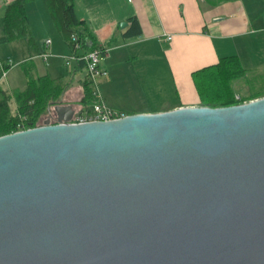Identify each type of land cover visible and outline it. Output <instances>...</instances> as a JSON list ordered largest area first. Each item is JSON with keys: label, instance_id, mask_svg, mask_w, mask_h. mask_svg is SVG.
I'll return each mask as SVG.
<instances>
[{"label": "water", "instance_id": "obj_1", "mask_svg": "<svg viewBox=\"0 0 264 264\" xmlns=\"http://www.w3.org/2000/svg\"><path fill=\"white\" fill-rule=\"evenodd\" d=\"M48 113L0 136V264H264V97Z\"/></svg>", "mask_w": 264, "mask_h": 264}, {"label": "crops", "instance_id": "obj_2", "mask_svg": "<svg viewBox=\"0 0 264 264\" xmlns=\"http://www.w3.org/2000/svg\"><path fill=\"white\" fill-rule=\"evenodd\" d=\"M13 1L0 0V36L5 8ZM74 5L81 28L108 48L101 61L108 71L100 83L103 99L125 114L201 106L194 73L222 57L237 56L245 69L264 75V0H75ZM25 10L32 41L0 44V85L10 93L24 90L22 63L29 61L38 76L47 75L64 88L63 104L79 107L87 81L85 64L66 63L72 48L56 30L47 0H30ZM122 22L127 26L121 28ZM131 28L137 33L130 34ZM166 35L172 39L167 41ZM16 48L25 80L21 88L6 80L11 66L2 75L1 64H7V55ZM45 51L52 53L46 60L41 57ZM65 66L68 75L59 72Z\"/></svg>", "mask_w": 264, "mask_h": 264}, {"label": "trees", "instance_id": "obj_3", "mask_svg": "<svg viewBox=\"0 0 264 264\" xmlns=\"http://www.w3.org/2000/svg\"><path fill=\"white\" fill-rule=\"evenodd\" d=\"M30 0H15L5 8L4 34L0 36V44H5L27 38L32 41L25 4ZM75 0H47V6L56 30L71 46V35L77 33L81 37H93L81 28L83 22L75 11ZM133 27H138L136 19H131ZM130 34L137 33L131 28ZM82 62V61H81ZM84 63V62H82ZM6 68L8 66L6 65ZM22 69L27 78L24 90L10 93L0 85V136L18 130V124L23 121L26 128L43 125L50 118L48 108L53 105L63 104L64 88L49 76H38L33 64L29 61L22 63ZM260 79L264 85V75L245 69L237 56L222 57L219 62L194 73V81L201 98V106L219 108L228 107L264 97V86L254 90L248 95H240L236 99L237 87L241 81L250 78ZM92 101V89L89 81L84 83V96L80 105L86 106ZM15 104V111L12 105ZM125 114L123 111H121Z\"/></svg>", "mask_w": 264, "mask_h": 264}, {"label": "built area", "instance_id": "obj_4", "mask_svg": "<svg viewBox=\"0 0 264 264\" xmlns=\"http://www.w3.org/2000/svg\"><path fill=\"white\" fill-rule=\"evenodd\" d=\"M165 39L170 41L172 35H166ZM72 53L71 55L64 57L68 64L70 60L75 59L79 62H84L87 69V80L90 83L92 89V101L86 106L79 105L74 108L75 113L73 115L72 123H83L89 121H107L123 117L120 110L110 107L103 99L100 90L101 80L108 75V71L101 67L102 59L107 55L108 48L92 42L89 37H81L77 33L71 35ZM50 45V40L46 41V46ZM52 53L45 51L41 57L45 60L51 57ZM7 66H13L12 60L7 61ZM6 65H2V75L7 73ZM236 99L240 100V96L236 95ZM245 103V102H244ZM25 117L21 118V122L18 124V131L28 129L25 127L23 121Z\"/></svg>", "mask_w": 264, "mask_h": 264}, {"label": "rangeland", "instance_id": "obj_5", "mask_svg": "<svg viewBox=\"0 0 264 264\" xmlns=\"http://www.w3.org/2000/svg\"><path fill=\"white\" fill-rule=\"evenodd\" d=\"M13 45L10 47H15V45H17V44H13ZM18 55H19V50L17 48L12 49L10 55H7V57L9 56L10 60H12V62H13V66H11L12 67L11 69H13V72L11 74H9V76L7 77L6 80L8 82H10V80H12V82H14V88H21L25 85V80L22 76V70H21V67L19 66L20 61H17ZM70 61H76V60L73 59ZM9 70L6 74L9 73ZM59 72L65 73V75H68V72H69L68 67L65 66V67H63L62 70L59 69ZM261 86H264L262 83V80H260V79H256V80L254 79L253 80L250 77V78H247V79L240 82V84L237 87V92H238V94L245 96V95H248L249 93L253 92L254 90L261 89L262 88ZM74 107H76V106H74ZM12 109H13V111H15L14 104L12 105Z\"/></svg>", "mask_w": 264, "mask_h": 264}]
</instances>
